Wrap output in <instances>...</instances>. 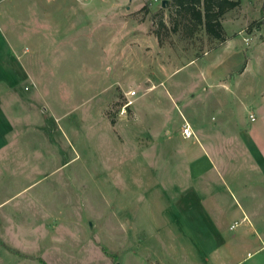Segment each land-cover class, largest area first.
Segmentation results:
<instances>
[{
	"label": "rangeland",
	"instance_id": "374dc122",
	"mask_svg": "<svg viewBox=\"0 0 264 264\" xmlns=\"http://www.w3.org/2000/svg\"><path fill=\"white\" fill-rule=\"evenodd\" d=\"M168 6L19 0L52 37L0 32L2 74L21 73L0 98V264H264V0L224 14L230 43L173 31ZM229 118L252 150L188 155L183 124L219 139Z\"/></svg>",
	"mask_w": 264,
	"mask_h": 264
},
{
	"label": "crops",
	"instance_id": "0c3cea01",
	"mask_svg": "<svg viewBox=\"0 0 264 264\" xmlns=\"http://www.w3.org/2000/svg\"><path fill=\"white\" fill-rule=\"evenodd\" d=\"M243 1L244 0H242L241 5H243ZM24 4H25V6L21 5L20 7L23 8V10L26 8L27 11H29L30 6L28 4V1H26ZM47 4H48V2H47ZM48 6H50V4H48L47 7ZM62 6L65 7L67 5L64 4ZM18 11H19V0H0V32L3 31V33L6 34V36H10L14 45H16L17 47H21V45L24 46L26 44L28 45L30 40H33V38L36 36H39L42 39L47 38L48 41L51 40L52 32L50 31V27H49L48 31L47 30H40V31L36 32V30L34 28H31L29 25L35 19H38V21H43V22L47 21L49 23L50 19H48V17L51 18L50 17L51 16L50 11H49V14H47L48 13V11H47V13L43 12L42 14H37V15H33V14L27 15L26 14V16H24V17L19 15ZM45 19H46V21H45ZM20 22H21L22 26L19 28L18 24ZM223 25H224V28L226 29L224 23H223ZM245 27H246V25H245ZM259 30L260 29L257 28V31H259ZM226 33L231 38L230 41H228V43H230L232 41V37H231L232 34L228 33L227 30H226ZM1 44H2V39L0 38V46H1ZM23 48H24L23 53H25L27 51V49L25 47H23ZM4 51H5V49L0 47V59L2 58ZM5 54H7V53H5ZM0 66L2 67L1 64H0ZM26 72L28 75L30 74L28 71H26ZM20 77H21V73H18V71L13 69V68L11 69L10 74L7 77H4V74H2V68H0V88H2L4 85L8 86L7 89L4 91L5 93H3V91L0 90V98L1 97H8V96H9V98L13 97L12 94H13L14 88L16 87V84L19 82ZM4 79H7V80H4ZM9 80H11V81H9ZM209 82H211V80ZM216 83H218L216 80H213V82H211V84H213V85H215ZM219 85H222V83H219ZM228 86H230V84H228ZM261 114H263V113H261ZM261 114H260V117H261ZM254 121H256V120H254ZM254 121H252V122H254ZM190 124H192L191 127H192V130L194 131V136H192V137H195V138H194L192 144L186 145L187 149H189L191 147V149L187 152L188 155H191V151H195V148L201 149L202 151L214 150L213 148H216V146L219 143H222V144L224 143V145H225L226 140L228 141V144H231V146H234V148L235 147L243 148L242 145L244 144L248 148L249 151L253 149V146L255 144V142L251 138V136H249L247 133L243 134V132H245V131H242L243 126L242 125L239 126L237 122L234 123L232 121V119H230V118L228 120L226 119L225 121L220 123L219 127L217 128L223 134V136L220 137L219 139H216V137L212 138V136L207 137L205 129L203 130L204 127L201 128V126L196 124L195 122L190 123ZM233 124H235L237 127V130H238L239 135H240L239 137L237 135H235L234 138H230L229 131L231 129L232 130L234 129V127L232 126ZM224 126H226L227 129H225ZM182 130H183V127H182ZM182 130H181V135H182L184 140H189L192 138V137L185 138L183 136ZM206 137H207V139H205ZM216 149H218V148H216ZM219 149H221V146L219 147ZM209 163L210 164L207 165L208 168L209 169H215L218 173L222 172L221 167L222 168L233 167L232 166L233 163L231 161H228L226 158H220L218 160V162L213 161V163H212L210 161ZM248 163H250L251 166H253V167H262V166H264V159H260V158H258L256 160L252 159V161L248 160ZM222 180H224L223 183L226 184V179H222ZM207 189H208V187L206 185V186H203L202 190L204 192ZM209 194H210V192H209ZM209 196H211V194ZM203 198H205V195L203 196ZM240 210H241L242 214L246 215V212H245L243 207L240 208ZM235 225H237V223L232 224L230 226V228H234Z\"/></svg>",
	"mask_w": 264,
	"mask_h": 264
},
{
	"label": "trees",
	"instance_id": "16d2710c",
	"mask_svg": "<svg viewBox=\"0 0 264 264\" xmlns=\"http://www.w3.org/2000/svg\"><path fill=\"white\" fill-rule=\"evenodd\" d=\"M161 2L163 0H160ZM168 8L173 14V31H177L179 25L190 34L197 31L206 32L210 38L220 42L227 40L228 36L222 18L224 14L238 7L241 0H167ZM156 14H154L155 16ZM153 16V17H154ZM159 27H164L163 20L158 21Z\"/></svg>",
	"mask_w": 264,
	"mask_h": 264
},
{
	"label": "built area",
	"instance_id": "2783aa9c",
	"mask_svg": "<svg viewBox=\"0 0 264 264\" xmlns=\"http://www.w3.org/2000/svg\"><path fill=\"white\" fill-rule=\"evenodd\" d=\"M125 106H127V104ZM255 119V115L251 114V120L254 121ZM182 133L185 138H190L194 136V131L192 130V127L189 125V123H185L183 125Z\"/></svg>",
	"mask_w": 264,
	"mask_h": 264
},
{
	"label": "water",
	"instance_id": "95a60500",
	"mask_svg": "<svg viewBox=\"0 0 264 264\" xmlns=\"http://www.w3.org/2000/svg\"><path fill=\"white\" fill-rule=\"evenodd\" d=\"M166 2H167V0H163V5H165Z\"/></svg>",
	"mask_w": 264,
	"mask_h": 264
}]
</instances>
